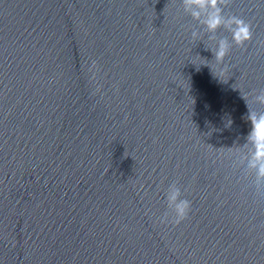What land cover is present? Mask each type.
<instances>
[{"label": "water", "instance_id": "obj_1", "mask_svg": "<svg viewBox=\"0 0 264 264\" xmlns=\"http://www.w3.org/2000/svg\"><path fill=\"white\" fill-rule=\"evenodd\" d=\"M223 16L251 41L183 0H0V264H264V0Z\"/></svg>", "mask_w": 264, "mask_h": 264}, {"label": "clouds", "instance_id": "obj_2", "mask_svg": "<svg viewBox=\"0 0 264 264\" xmlns=\"http://www.w3.org/2000/svg\"><path fill=\"white\" fill-rule=\"evenodd\" d=\"M187 8L195 7L206 11L207 17L204 24L209 32H216L220 27H227L232 32V40L237 46H244L252 39L251 26L243 19L232 16L225 20L223 16V7H226L228 0H183ZM200 11H194L193 17L199 19ZM195 36V34H193ZM229 52L227 41L221 40L217 49L214 51L217 63H222ZM96 63L93 62V68ZM227 68L221 70V74ZM248 108L247 121L251 128L246 136V145L252 146V151L247 159V167L255 174L254 182L251 188L256 195H264V113L257 114L248 106V98L242 97ZM255 102L264 105V89L255 95ZM182 194L178 187L171 185L166 195L167 207L172 211L165 212L160 218L161 223H171L179 225L187 219L191 210V203L187 199L181 198Z\"/></svg>", "mask_w": 264, "mask_h": 264}]
</instances>
